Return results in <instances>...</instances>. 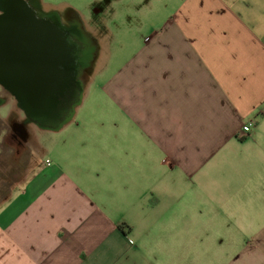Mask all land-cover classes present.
I'll use <instances>...</instances> for the list:
<instances>
[{
	"label": "crops",
	"instance_id": "0c3cea01",
	"mask_svg": "<svg viewBox=\"0 0 264 264\" xmlns=\"http://www.w3.org/2000/svg\"><path fill=\"white\" fill-rule=\"evenodd\" d=\"M163 4L36 139L0 264H264V0Z\"/></svg>",
	"mask_w": 264,
	"mask_h": 264
},
{
	"label": "rangeland",
	"instance_id": "374dc122",
	"mask_svg": "<svg viewBox=\"0 0 264 264\" xmlns=\"http://www.w3.org/2000/svg\"><path fill=\"white\" fill-rule=\"evenodd\" d=\"M45 12L48 10H57L65 12L67 9H73L80 15V23L84 31L88 32V36L94 44V56L92 63L87 70L79 72L84 89L88 88L89 80L92 72L100 64L104 57V47L109 51L107 59L115 55L118 50L119 43L122 41L124 45L129 46L131 42L141 39L144 35L145 27L150 19L152 12H158L164 6L163 0H40ZM69 13H72L69 11ZM60 17V15H59ZM55 35L47 38L46 35L40 34L36 40H31L32 37L21 35L19 41L15 45V66L14 70L22 74L30 72L31 65L27 54V48L33 46L39 51L37 61V71L41 80H46L44 88H40L38 93H34L32 79L23 77L25 81L22 88L24 95V104L31 105L32 101L36 100V104L40 110L51 106H60L62 104L60 98L57 103L52 104L50 93L47 88L48 78L45 75L47 71V61L51 56L53 62L58 63L61 54L67 62L72 64V61L77 62L76 56L78 45L71 35L66 33L65 36H60L61 40L58 43L53 41ZM49 47L50 51H47ZM125 47V46H124ZM19 48H22V53L19 59H16ZM59 48H65L61 50ZM25 52V54H24ZM57 53L58 55H56ZM51 54V56L49 55ZM75 54V55H74ZM125 54V51L123 52ZM19 55V52H18ZM76 57V58H75ZM20 62V64H19ZM55 66L54 64H51ZM69 67V66H68ZM20 68V70H19ZM52 70L51 72H53ZM10 75L11 71L8 70ZM22 81V82H23ZM97 81V80H96ZM93 83V82H92ZM91 83V86L93 84ZM96 83V82H95ZM46 90L42 92V90ZM88 93H95L92 90ZM60 96V95H59ZM0 201L3 200L11 191V187L22 181L31 170V159L37 154L36 139L44 138L47 134L46 130L40 129L33 122L28 120L25 110L17 105L16 98L10 91L0 85ZM35 104V107H36ZM13 126L18 129V135L13 137ZM18 138V139H17ZM22 140L23 143H18L17 140ZM26 140V141H24Z\"/></svg>",
	"mask_w": 264,
	"mask_h": 264
},
{
	"label": "flooded vegetation",
	"instance_id": "af4514ba",
	"mask_svg": "<svg viewBox=\"0 0 264 264\" xmlns=\"http://www.w3.org/2000/svg\"><path fill=\"white\" fill-rule=\"evenodd\" d=\"M4 1L5 0H0L1 15H4L6 12V10L4 9V3H3ZM22 1L28 6V8H30V11L32 12L34 18H36L38 22H41L43 24V26L40 27L28 26V27H22L21 29L18 30L20 34L29 35L30 37H32L31 40H36L40 34L46 35L47 38H49L50 36L55 34V31H57L60 34L75 33L77 35V33H81L80 30L82 27H80L78 24V22H80L79 20L80 15L75 10L69 8L63 13L58 12L57 10H48V12L46 13L40 0H22ZM69 11H71L72 13H69ZM77 38L73 37V39L76 40V43L78 45L79 59L77 60V62H75L76 61L75 60L74 64L73 63L70 64V62H67L65 57H63V61H59L58 63H55L53 62V60H51L54 59V54L53 57L51 56V54H49L51 56L50 59L48 56V61H47L48 73H46L45 75L49 79L48 81L50 82V85H51V81H54L55 79H56L55 81L59 82V84L57 85L54 84V87L50 89L49 93H59V90L60 93H62V95H60L59 97H61L60 100L61 102L62 101L63 102L60 106L56 107L59 113V118H58L59 120L65 119L70 114V112L74 111V109L77 107V105L80 102V97L82 93H84V87L81 80L78 77L79 76L78 74L83 69L87 70L85 64H83L84 62L83 55L84 52L90 48V43H88L86 40L79 38L78 36ZM7 42L9 41L7 40ZM19 43H21V41H19ZM7 45L8 43L5 42V47H8ZM46 49L48 52L50 51L49 47H47ZM59 49L66 50L65 48H59ZM22 50L24 49L19 48L18 50L19 55L17 52L16 59L20 58ZM27 54L30 61L29 64L31 65L30 72L22 74L20 68H19L20 70L19 73L17 71L15 72L11 71L12 69L8 68L9 66L7 67L6 64L7 62H9L10 66H12L14 63L13 61H15V57L13 55H12L13 57H11L10 55L8 56L7 54L5 56V65H6L5 77L8 76L9 79L16 78L19 81H23V77H30L32 79V83H37V81L40 79L39 72L37 71L38 68L36 66L37 65L36 63L39 58V51L33 46H30V50L29 48H27ZM51 64H54L55 66ZM9 69L11 71L10 75L8 73ZM52 70L54 71L51 72ZM0 85L11 92V94L17 100L16 101L17 105L23 110H25L27 114L26 116L28 117L27 111H29V107L23 102L24 96L21 94L22 92L20 91L18 93H16V91L14 92L12 86L10 85L8 86V84L6 83H0ZM50 98H52V94L50 95ZM2 102L3 99H0V103ZM27 119L33 122L35 125H37L40 129H45L44 127L38 125V123L32 121L29 117ZM13 132H15L13 134V137L15 138L16 137L15 135H18V129L15 128L14 126H13ZM17 141L19 144L23 143V141L20 139Z\"/></svg>",
	"mask_w": 264,
	"mask_h": 264
},
{
	"label": "water",
	"instance_id": "95a60500",
	"mask_svg": "<svg viewBox=\"0 0 264 264\" xmlns=\"http://www.w3.org/2000/svg\"><path fill=\"white\" fill-rule=\"evenodd\" d=\"M4 9L6 10L4 15L0 14V83H6L8 84V86H12L14 92L16 91V93H18L19 91L22 92V86L24 85L25 81H19L18 79H9V77H5V73H6V65L8 68L12 69L11 71H14V67L15 63H13L12 66H10V63L7 62V64L5 65V56L8 54V56L10 55L11 57H15L16 54V50H15V45L18 43L19 41V36L24 35V34H20L18 32L19 29H21L22 27H28V26H43V24L41 22H38V20H36V18H34L32 12L30 11V8H28V6L22 1V0H5L4 2ZM79 26L82 27L81 23L78 22ZM81 33H77V35L74 33H68V35H71L72 38L77 36L83 40H86L88 43H90V48L87 49L84 52L83 58H84V62L83 64H85L86 68H89L90 64L92 63V59L94 56V44L92 43V41L90 40L88 34L83 31V27L81 28ZM55 36L53 37V41L55 43H58L61 40L60 36H65L66 34L63 33H58L57 31H55ZM75 35V36H74ZM29 36V35H26ZM78 39V38H77ZM7 40L9 42H7ZM74 41L76 42V40L74 39ZM5 42L8 43V47H5ZM65 53V52H64ZM64 53L59 55L60 61H63V57ZM56 55H58L57 53H55ZM13 55V56H12ZM75 55V54H74ZM76 56L78 57V49H77V53ZM76 58V57H75ZM77 60L79 59L76 58ZM15 62V61H13ZM72 63L74 64V61H72ZM56 80V79H55ZM51 81V85L50 82L48 81V85L46 90L50 91V89H52L54 87V84H59L58 81ZM46 80H41L39 79L37 81V83H34L33 88H34V93H38L40 88H44V83ZM55 85V86H56ZM42 92H45L46 90L41 89ZM55 90V88H54ZM57 90V89H56ZM23 95V93H21ZM52 94V98H50L52 100V104H55V102L57 103L58 99H59V95H62V93H50V95ZM24 96V95H23ZM35 101H32L31 105L26 104L29 107V111H27L28 113V117L38 123V125H40L41 127H44L45 129H56L59 128L64 122L68 121L72 115L73 112H70V114L63 120H59V113L58 110L55 106H51L49 108L40 110L39 106L35 103ZM36 104V107H35Z\"/></svg>",
	"mask_w": 264,
	"mask_h": 264
},
{
	"label": "built area",
	"instance_id": "2783aa9c",
	"mask_svg": "<svg viewBox=\"0 0 264 264\" xmlns=\"http://www.w3.org/2000/svg\"><path fill=\"white\" fill-rule=\"evenodd\" d=\"M252 126H253V122L248 121L242 126V131L247 134L251 131Z\"/></svg>",
	"mask_w": 264,
	"mask_h": 264
}]
</instances>
